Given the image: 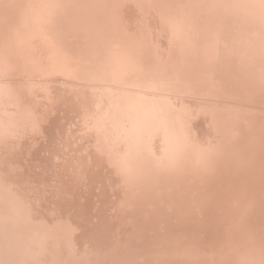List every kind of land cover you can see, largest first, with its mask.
<instances>
[{"label": "bare ground", "instance_id": "bare-ground-1", "mask_svg": "<svg viewBox=\"0 0 264 264\" xmlns=\"http://www.w3.org/2000/svg\"><path fill=\"white\" fill-rule=\"evenodd\" d=\"M0 86L50 129L25 130L48 139L33 169L52 164L56 190V202L42 197L51 207L25 215L35 245L16 247L28 264H130L154 243L174 252L181 235L136 199L177 205L170 176L182 168L185 237L199 236L197 176L200 192L237 193L241 228L251 205H264V0H0ZM166 136L177 149L160 163ZM67 143L78 147L55 167ZM138 206L140 239L128 236ZM154 251L141 261L154 264Z\"/></svg>", "mask_w": 264, "mask_h": 264}, {"label": "rangeland", "instance_id": "rangeland-1", "mask_svg": "<svg viewBox=\"0 0 264 264\" xmlns=\"http://www.w3.org/2000/svg\"><path fill=\"white\" fill-rule=\"evenodd\" d=\"M13 97H17L13 88L2 89L0 86V103L3 104L1 107L3 111L0 113V206H2L0 209L6 212L4 218L0 216V264H28L27 259H22L16 246L23 247L26 243L29 246L35 245L36 235L31 232L25 215L33 213L37 206L46 209L51 207L43 201V196L49 197L48 203L50 199L52 203L56 202L53 197L56 190L53 183L48 181L54 172V166L49 164L44 171L33 169L38 164L45 165L44 156L50 151L49 143L48 139L37 141L34 137L28 136L25 133L26 127L36 128L37 133H44L46 138L49 136L50 129L38 126L37 113L28 110V115L26 111L14 107ZM6 105H10L11 108L4 109ZM33 108L40 110V106ZM22 114L33 122V126L26 123ZM18 117L22 118L21 122H17ZM175 140V137L166 136L164 138L165 154L155 160L162 163L164 159L171 157L169 154L177 149ZM33 145L37 149L36 154H39L37 157L32 155ZM76 147L78 146L73 143H67L61 154L54 156L57 159L55 167H58L63 159H70ZM153 163L154 160L152 166ZM137 167L139 171L140 167ZM148 169L143 170V173H146ZM205 174L208 173L205 172ZM170 177L178 183L176 190L180 194V199L177 205L168 202L157 209L152 204L153 198L146 195L138 196L136 201L151 208L157 219L164 218L169 221L176 235H181L176 239L178 246L174 252H170L172 250L154 243L134 255L130 264H144L141 258L152 248H155L154 254L158 256L154 264H264V205L252 204L247 221L242 218L244 227L241 228L237 193L221 187L200 192L197 176L199 236L198 238L185 237L184 229L190 223L186 200L185 168H182V172ZM168 190L173 191L174 186L168 185ZM44 208L42 212L47 214L48 211ZM138 208L142 215L137 217V225L131 227L132 232L128 236L140 239L144 226L142 219L147 218V213L142 211L140 206ZM243 217H246V213H243ZM8 223H16L26 231L24 239H18V244L15 243L12 231L6 225ZM10 256L18 261L10 263Z\"/></svg>", "mask_w": 264, "mask_h": 264}]
</instances>
